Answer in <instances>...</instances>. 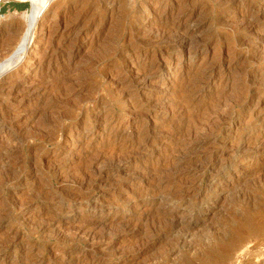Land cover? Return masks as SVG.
<instances>
[{
	"label": "rangeland",
	"instance_id": "1",
	"mask_svg": "<svg viewBox=\"0 0 264 264\" xmlns=\"http://www.w3.org/2000/svg\"><path fill=\"white\" fill-rule=\"evenodd\" d=\"M32 41L0 76V264H264V0H52Z\"/></svg>",
	"mask_w": 264,
	"mask_h": 264
},
{
	"label": "bare ground",
	"instance_id": "2",
	"mask_svg": "<svg viewBox=\"0 0 264 264\" xmlns=\"http://www.w3.org/2000/svg\"><path fill=\"white\" fill-rule=\"evenodd\" d=\"M28 1L31 2L32 8L30 11H25L23 13V19L27 23L26 33L24 37L21 38L22 40L20 41V44L18 45L13 55H11L3 64H0V76L8 72L12 67L17 65L20 62V60H22L23 55L28 51V49L31 46V43L33 42L32 40L34 39L35 28L38 22L42 19L48 5L52 0H28Z\"/></svg>",
	"mask_w": 264,
	"mask_h": 264
},
{
	"label": "built area",
	"instance_id": "3",
	"mask_svg": "<svg viewBox=\"0 0 264 264\" xmlns=\"http://www.w3.org/2000/svg\"><path fill=\"white\" fill-rule=\"evenodd\" d=\"M13 0H0V21L2 20L4 16V5L6 3H10Z\"/></svg>",
	"mask_w": 264,
	"mask_h": 264
},
{
	"label": "crops",
	"instance_id": "4",
	"mask_svg": "<svg viewBox=\"0 0 264 264\" xmlns=\"http://www.w3.org/2000/svg\"><path fill=\"white\" fill-rule=\"evenodd\" d=\"M19 3L16 2H10L9 4H7L6 6L4 5V11H11V10H17L16 8L19 6Z\"/></svg>",
	"mask_w": 264,
	"mask_h": 264
},
{
	"label": "trees",
	"instance_id": "5",
	"mask_svg": "<svg viewBox=\"0 0 264 264\" xmlns=\"http://www.w3.org/2000/svg\"><path fill=\"white\" fill-rule=\"evenodd\" d=\"M19 3L20 5L16 8L17 10H25L28 9L29 4L27 2H16Z\"/></svg>",
	"mask_w": 264,
	"mask_h": 264
},
{
	"label": "water",
	"instance_id": "6",
	"mask_svg": "<svg viewBox=\"0 0 264 264\" xmlns=\"http://www.w3.org/2000/svg\"><path fill=\"white\" fill-rule=\"evenodd\" d=\"M14 1V0H13ZM18 1V0H17ZM26 1H28V0H26ZM30 2V1H29ZM32 8V4H31V2H30V9Z\"/></svg>",
	"mask_w": 264,
	"mask_h": 264
}]
</instances>
